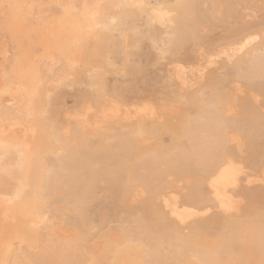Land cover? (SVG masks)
I'll list each match as a JSON object with an SVG mask.
<instances>
[{
	"label": "bare ground",
	"instance_id": "1",
	"mask_svg": "<svg viewBox=\"0 0 264 264\" xmlns=\"http://www.w3.org/2000/svg\"><path fill=\"white\" fill-rule=\"evenodd\" d=\"M263 188L264 0H0V264H264Z\"/></svg>",
	"mask_w": 264,
	"mask_h": 264
},
{
	"label": "rangeland",
	"instance_id": "2",
	"mask_svg": "<svg viewBox=\"0 0 264 264\" xmlns=\"http://www.w3.org/2000/svg\"><path fill=\"white\" fill-rule=\"evenodd\" d=\"M164 68V67H163ZM161 70H163V69H161ZM164 71L167 73V70L164 68ZM162 73L161 74H163V73H165V72H163V71H161ZM166 73L164 74V75H166ZM261 189H262V187H261ZM263 190H264V188H263ZM260 206H263V204L262 203H260Z\"/></svg>",
	"mask_w": 264,
	"mask_h": 264
}]
</instances>
